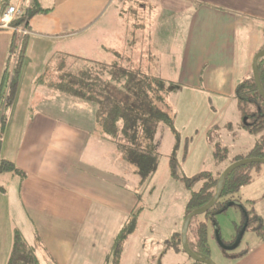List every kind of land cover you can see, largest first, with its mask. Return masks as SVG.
Returning <instances> with one entry per match:
<instances>
[{
	"label": "crops",
	"instance_id": "crops-1",
	"mask_svg": "<svg viewBox=\"0 0 264 264\" xmlns=\"http://www.w3.org/2000/svg\"><path fill=\"white\" fill-rule=\"evenodd\" d=\"M89 1L91 6L61 0V7L29 20L25 56L32 40L36 43L32 55L38 57L32 58L36 62L33 67L24 59L19 73L24 79L28 76V82H22L24 88L19 76L15 96L23 101L7 111L1 149L3 157L24 176L0 173V208L6 212L9 233L0 243V264L9 256L15 227L22 235L25 227L34 234L40 264H105L121 225L139 205V194L129 189L127 181L129 164L122 160L114 143L95 129L94 107L52 89L60 97L54 99L55 93L47 87L53 94L34 101L35 93L45 91L35 80L53 42L68 39L65 41L73 49L69 46L59 52L88 59L109 60L112 52L128 51L129 28L119 7L110 11L112 16L95 15L93 10L94 17L81 20L97 0ZM108 2L103 0V9ZM138 4L144 19L153 13L163 22L153 30L143 26L136 33V43L129 45L128 54L142 58L150 76L161 78L165 84L179 83L177 98L182 97L189 105L185 111L202 109L213 114L207 129L217 126L219 115L224 117L228 109H234L239 128L235 132H245L247 139L239 140L235 153L238 157L248 155L261 143V136L243 128L235 89L252 75L251 60L264 49V0H139ZM17 35L0 30V83L9 66L5 55L8 53L6 59L10 56ZM200 98L205 103L197 108L193 103ZM186 138L184 155L188 150L190 157L193 138ZM200 145L205 151L203 139ZM261 149L264 151V144ZM202 154L196 157L200 161ZM250 177L236 198L244 210L254 212L262 231L241 250L240 258L229 264H264V167H252ZM11 205H20L22 210H8ZM238 213L241 220L239 207Z\"/></svg>",
	"mask_w": 264,
	"mask_h": 264
},
{
	"label": "trees",
	"instance_id": "trees-1",
	"mask_svg": "<svg viewBox=\"0 0 264 264\" xmlns=\"http://www.w3.org/2000/svg\"><path fill=\"white\" fill-rule=\"evenodd\" d=\"M28 1V4L20 9V13L15 15L14 20L10 23L11 27L28 29L29 20L33 16L45 14L51 10V8H44L41 0ZM121 1L122 5L119 7V12L125 18L129 28V38L126 40V46L129 49L126 53L112 52L114 59L103 63L98 60L56 51L50 53V56L47 57V61L35 82L37 85H43L50 90L53 89L74 99L93 104L95 129L102 137L114 143L122 160H125L133 168V171L141 180L149 181L157 172L160 158L159 152L153 145V135L159 123L166 125L176 139L173 151L168 157L170 175L174 180H183L190 192L183 213L184 218L187 213L194 210V208L204 206L213 197L218 176L213 177L206 170L193 174L191 177L178 176L176 151L179 148L181 135L176 131L171 116L164 111L166 107L164 96L167 92L164 89L165 82L161 78L150 76L143 66L142 58H134L132 52L128 54L131 49L129 45L136 43L138 40L136 33L145 26L143 12L139 11V0ZM10 2L11 0H0V15L7 7L12 6ZM26 36H22L18 46L19 51L16 63L10 71L11 74L8 77L9 73L6 70L0 83V173L14 172L21 177L24 176L23 172L18 170L11 160L3 157L1 149L4 128L7 123L6 111L15 101L19 72L25 62ZM16 46L15 43L11 45L10 54L14 53L13 49ZM257 63L260 85L264 90V57L258 58ZM235 97L238 99L242 117L245 116L243 119L245 122L242 124L243 128L251 133H259L264 128V100L260 97L257 86L254 84L253 75L236 85ZM248 106H254V110L249 113L252 121L247 119L246 107ZM187 142L188 139H184L183 145L186 146ZM260 142L259 145L248 151V155L238 158H264V151L261 149L262 144H264V136L260 137ZM185 151L186 148H184ZM217 155L221 154L217 153ZM254 166L259 165L248 163L237 167L226 176L221 195L216 204L202 215L205 219L209 218L213 221L217 213L224 212L230 206H236L240 208L242 217L240 225L236 228V233L240 231L244 223L248 226L251 220L258 221L256 228L261 229V222L254 212L244 210L241 201L236 198L239 188L249 183L251 179L250 169ZM195 185L198 188L193 189ZM139 209L140 207H136L121 225L109 250L110 252L106 256L105 264H120L119 259L123 252V244L134 231L135 215ZM198 219L199 216H194L188 223L187 233L190 231V237L194 241H191L188 237V244L194 254L206 257L209 252L207 225L204 221H198ZM12 233V246L5 264H40L34 248L26 242L22 233L16 227L13 228ZM234 240L235 237L227 245L233 244ZM167 243L173 249H183L181 248L178 232L172 233L171 239L167 240ZM241 254L242 252L231 255V258H240ZM189 264L202 263L192 261Z\"/></svg>",
	"mask_w": 264,
	"mask_h": 264
},
{
	"label": "rangeland",
	"instance_id": "rangeland-1",
	"mask_svg": "<svg viewBox=\"0 0 264 264\" xmlns=\"http://www.w3.org/2000/svg\"><path fill=\"white\" fill-rule=\"evenodd\" d=\"M69 2H73L74 4H84L88 3V6H91V1L89 0H68ZM108 5L105 9H103V0H97L93 3L92 8L87 10L81 20L86 18L94 17L92 13L95 10V15L101 13L103 16H112L113 14L110 12L114 10L116 7H120L122 5L121 0H113L114 3L111 5L112 0H109ZM28 0H11L10 5L18 6L20 9L25 7V4H28ZM42 5L44 8H51L57 9L61 7L62 3L61 0H41ZM103 9V10H102ZM103 12V13H102ZM91 15V17L89 16ZM2 17V14L0 15ZM0 17V18H1ZM156 15L153 13L147 14L144 19L145 28L153 30L161 24L162 22L156 19ZM14 18L11 20V22ZM15 28V27H14ZM19 28V27H16ZM4 29V28H3ZM0 29V30H3ZM8 30V29H6ZM12 33L18 34L17 38H19L15 44H17L16 48L13 49L14 53L10 54V56L6 59L7 54L5 55V60L9 66L7 68L8 77L11 74L10 71L14 67L16 63V57L18 54V46L20 45V38L22 36L28 35L26 33L23 34L18 32L16 29L11 30ZM63 41L57 42L53 44L55 45V49L52 48L53 46L50 45V50L47 51V56H50V53L59 52L62 49H66L69 47V42L65 41L68 39H62ZM71 41V40H70ZM29 42V41H28ZM34 43V44H32ZM29 48L27 51V55L25 59L27 61L26 65L28 67L35 66L32 58L37 59L38 55H32V49L36 47V43L30 40ZM70 49L71 48L70 46ZM16 50V52H15ZM109 60L96 57V58H89L91 60H98L103 63L109 62L113 57L110 56ZM114 59V58H113ZM107 60V61H106ZM33 62V63H32ZM36 63V62H35ZM22 69V68H21ZM21 71V70H20ZM29 73V72H28ZM29 75V74H28ZM21 77V76H20ZM27 79H24V74L20 79V83L23 85L27 84ZM24 80V81H22ZM25 88L26 85H23ZM45 91H41L40 93H35V99H41L44 96L52 95L45 86L40 87ZM181 86L179 83L177 84H165L164 89L167 90L164 96V105L166 107L163 108L171 118L173 119V123L175 126L176 131L181 135L179 141V148L176 151V158L178 161L177 164V174L178 176H186L191 177L193 174L203 172V170L209 171L213 177L218 176L227 165L236 162L239 158L236 155V147L239 145V140L242 139L243 142H246V133L245 132H235L236 129L238 130L237 121H236V111L234 109H228L224 113V117H220L219 115L216 120L218 122L217 126L209 127L207 126L213 120V114L209 115L208 111L205 110H196L193 113H188L185 111L187 105V101L183 100V98L178 97V91H180ZM47 94V95H46ZM54 94V99L60 98ZM18 97V96H17ZM15 98L14 103L11 105H21L22 99ZM213 102L215 99L211 97ZM70 100V99H67ZM197 108H200L204 105L205 99H195ZM90 104L92 108L94 107L89 102H83ZM212 104V103H211ZM10 106V107H11ZM9 107V108H10ZM254 106L246 107V111L248 113V121H252V118L249 116V113L254 110ZM9 108L7 111H9ZM6 111V116H7ZM87 112V111H86ZM187 112V114H186ZM242 115L240 110L239 116ZM7 118V117H6ZM245 118L243 115L242 120ZM243 122H245L243 120ZM192 127L195 130H192ZM188 131V132H187ZM186 136H192L193 138V150L191 152L190 157H188V150L184 155V148L183 142ZM258 136H264V128L260 130L257 134ZM153 145L156 150L159 152L160 161L157 166V172L153 175V177L149 180H141L139 176L134 173L133 168L128 165L130 172L128 173V184L129 189L132 192L139 194V205L142 212L135 215V222L133 224L134 231L131 233L126 239L123 244L122 254L120 256L119 262L120 264H189L193 260L190 259L183 249L176 250L173 247H170L167 243V240L171 239V232L172 230L177 231L180 233L181 226V218L183 213L185 212L186 201L189 198L190 192L186 188L183 180H174L170 175L169 169V155L172 153L174 145H175V136L170 132L166 125L159 123L156 128V132L153 135ZM204 141L206 145V150L201 151L200 148V140ZM220 153L221 155H217ZM202 154L203 158L200 161L196 157H199ZM186 158V163L185 158ZM245 159V158H244ZM261 167H264V164H258ZM128 186V185H127ZM198 188L197 185L193 187V189ZM1 207V206H0ZM12 207L16 210V213L20 212L21 206L20 205H11L9 206L8 210H11ZM19 209V211H18ZM140 210V211H141ZM203 215V214H202ZM202 215L199 216L198 221H204L205 225H207V236L208 242L207 245L209 247V252L207 256L211 259L215 264H229L230 260H232L231 255H235L240 253L241 250L245 249L255 240L256 236L260 231H262V227L256 228L258 225V221L251 220L250 224L246 226V223L242 225V235L240 239L234 240L237 244L233 245L234 247L228 246V242L235 237H237V226L240 225V217H238V207L230 206L224 212L217 213L214 217L215 220L205 219ZM6 212L0 208V243L2 241H6L9 233L7 232L6 228ZM236 219V220H235ZM234 221L236 224L232 223ZM264 233V232H262ZM23 234L28 238V240L23 235L26 242L31 245L35 252L38 251V243H36L35 238L33 237L34 234L29 232L28 229L25 227L23 228ZM187 237H190V231L187 233ZM13 233L11 237L12 243ZM238 241V242H237ZM12 246V245H11ZM11 249V248H10ZM206 256V257H207Z\"/></svg>",
	"mask_w": 264,
	"mask_h": 264
},
{
	"label": "water",
	"instance_id": "water-1",
	"mask_svg": "<svg viewBox=\"0 0 264 264\" xmlns=\"http://www.w3.org/2000/svg\"><path fill=\"white\" fill-rule=\"evenodd\" d=\"M260 57H264V49L259 50L253 56V58L251 60V63H252L251 74L253 75V81H254L255 86H257L258 93H259L260 97H262V99L264 100V90L262 88V85H260V77L258 74L257 59ZM248 163L264 164V158L263 157H260V158L248 157L245 159H238L236 162H233V163L227 165L226 168L217 177V182H216L215 188H214L215 193H214L213 197L207 203H205L204 206L194 208V210L190 211L189 213H187V215L184 216L182 223H181V230L179 233V237H180L181 248H183V251H185V253L187 254V256L190 259H193L194 261H198L202 264H215L211 259H209L208 256L205 257V256H198V255L194 254L192 249L189 247L188 238L186 237L187 230H188V223L194 216L205 214V212L207 210L212 208L216 204L217 200L219 199V197L221 195V192H222L221 189H222L223 183L226 179V176L231 171H233L234 169H237V167L246 165ZM241 233H242V230L237 233V237H236L235 241L240 239V237L242 235ZM235 241L233 244H231L229 246L234 247L233 245L237 244Z\"/></svg>",
	"mask_w": 264,
	"mask_h": 264
},
{
	"label": "built area",
	"instance_id": "built-area-1",
	"mask_svg": "<svg viewBox=\"0 0 264 264\" xmlns=\"http://www.w3.org/2000/svg\"><path fill=\"white\" fill-rule=\"evenodd\" d=\"M20 13V8L18 6L12 5L7 7V9L3 12L2 17L0 18V29H8V30H17L26 35L28 33V29L23 28H14L10 26L11 20L15 17V15Z\"/></svg>",
	"mask_w": 264,
	"mask_h": 264
},
{
	"label": "bare ground",
	"instance_id": "bare-ground-1",
	"mask_svg": "<svg viewBox=\"0 0 264 264\" xmlns=\"http://www.w3.org/2000/svg\"><path fill=\"white\" fill-rule=\"evenodd\" d=\"M186 237H187V235H186ZM188 238V237H187ZM181 244V243H180ZM194 253V252H193ZM193 260V259H192ZM194 261V260H193ZM196 262V261H195Z\"/></svg>",
	"mask_w": 264,
	"mask_h": 264
}]
</instances>
